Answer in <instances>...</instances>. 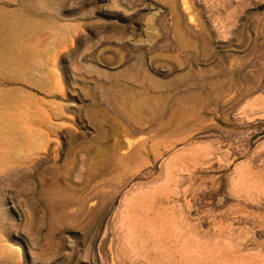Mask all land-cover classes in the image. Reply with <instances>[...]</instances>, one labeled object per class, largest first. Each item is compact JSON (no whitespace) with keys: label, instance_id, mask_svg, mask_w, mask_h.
Masks as SVG:
<instances>
[{"label":"rangeland","instance_id":"obj_1","mask_svg":"<svg viewBox=\"0 0 264 264\" xmlns=\"http://www.w3.org/2000/svg\"><path fill=\"white\" fill-rule=\"evenodd\" d=\"M256 83L264 98V0H0V264H156L195 228L200 264H264V116L247 155L206 112ZM183 98L190 139L166 150L156 110ZM183 143L229 154L176 171L161 197Z\"/></svg>","mask_w":264,"mask_h":264},{"label":"bare ground","instance_id":"obj_2","mask_svg":"<svg viewBox=\"0 0 264 264\" xmlns=\"http://www.w3.org/2000/svg\"><path fill=\"white\" fill-rule=\"evenodd\" d=\"M177 124V123H176ZM173 125H171L170 127H172ZM172 130V129H171ZM185 131V130H184ZM171 132V131H170ZM169 132V133H170ZM182 132H183V130H182ZM181 132V133H182ZM186 133V132H185ZM188 133H190L189 131H188ZM176 134H177V132H176ZM178 134H180V132L178 133ZM169 135V134H168ZM176 137V136H174V135H171V137ZM169 137V136H168ZM178 137H180L179 135H178ZM177 137V138H178ZM186 137V136H185ZM184 141V139H181V141ZM178 141H180V140H178ZM164 142V141H163ZM213 142V141H212ZM214 143V142H213ZM166 144V143H165ZM173 144L174 143H171V144H169V145H167V148H166V150L167 149H170V148H172V146H173ZM220 144V143H219ZM164 147V146H163ZM151 148V147H150ZM176 148V147H175ZM218 148H220V147H218ZM217 147L216 148H213V145H207V146H205V147H199V148H192V149H189V152L188 153H178V154H174V156H173V159L171 158V160L170 161H168V162H166V163H164V165H163V171H162V175L161 176H163V177H165V180H164V185L161 187V188H159L158 189V191L160 192V196L161 197H167V196H169V193H170V191L172 190V193H174L175 192V194L176 193H179L178 192V190L176 189L177 188V186H176V184L174 185V180H173V177H174V174L176 173V171H188L189 169H188V167H189V165L187 164L188 162L191 164V163H194V164H197V163H207V161L208 160H210V157L211 156H216V157H218V160H221V157L222 156H226L227 154H229L228 152H223V151H221L220 149H218ZM238 149V148H237ZM241 149V148H240ZM136 150V149H135ZM144 150H146V148L144 149ZM161 150V149H160ZM164 150V149H163ZM135 152H138L139 154H137V155H140L141 157L143 156V150L141 149V148H138ZM151 152H153V156H155L156 158H160V156H162L163 155V151H158L157 149H153V148H151ZM165 152V151H164ZM175 152V151H174ZM177 152V151H176ZM182 152H186V151H182ZM147 154V153H146ZM230 154L231 155H233V153H231L230 152ZM148 155V154H147ZM234 156V155H233ZM219 157H220V159H219ZM225 158V157H224ZM141 159V158H140ZM227 159V158H226ZM218 160H216L217 162H220V161H218ZM166 161V160H165ZM164 161V162H165ZM139 162V161H138ZM215 162V161H214ZM260 162V161H259ZM213 164V163H212ZM247 165V164H246ZM252 165V164H251ZM159 166V165H158ZM208 166H210V164L208 165ZM160 167V166H159ZM244 167V166H243ZM247 167H248V165H247ZM246 166H245V169L247 168ZM221 168V167H220ZM194 169H196V168H194ZM193 169V170H194ZM192 170V169H191ZM200 170V169H199ZM242 169L241 168H239V167H235L234 168V171H233V173H232V175L230 176L231 177V179L230 180H228V181H231V183H229L228 185H229V187H230V193H232V191H231V189H233V190H235V189H237V188H232V186L233 187H236L238 184H240L239 182H240V178H241V175H242V171H241ZM243 170H244V168H243ZM189 172V171H188ZM187 172V173H188ZM197 172V171H196ZM200 172V171H199ZM242 172V173H241ZM248 174V173H247ZM247 174H245V175H247ZM178 175V174H177ZM228 175V174H227ZM193 177H194V175H192ZM196 176V175H195ZM251 176V175H250ZM186 177V176H185ZM199 177V176H198ZM192 178V177H191ZM204 178V177H203ZM227 178H228V176H227ZM178 179H179V177H178ZM177 179V180H178ZM184 179V178H183ZM183 179H181V181L184 183L185 182V179L183 180ZM197 179H199V178H197ZM243 179H244V177H243ZM248 179H249V177H248ZM191 180H194V178L193 179H191ZM200 180V179H199ZM227 180V179H226ZM179 181V180H178ZM212 181V180H211ZM242 181H244V180H242ZM194 182V181H193ZM199 182V181H198ZM217 182V181H216ZM253 182V181H252ZM218 183V182H217ZM222 183V182H221ZM225 183V182H224ZM261 183V182H260ZM259 183V184H260ZM177 184H179V182L177 183ZM182 184V183H181ZM246 184H248L249 185V182L247 183V181H246ZM246 184H243L242 183V187H244ZM188 185V184H187ZM186 185V186H187ZM191 185H192V183H191ZM219 185V184H218ZM223 185H225V184H223ZM227 185V184H226ZM247 185V186H248ZM252 185V184H251ZM254 185V184H253ZM258 185V184H257ZM171 186L173 187H175L174 188V190L171 188ZM189 186V185H188ZM216 186V185H215ZM214 186V187H215ZM222 186V185H221ZM191 187H193V185L191 186ZM228 187V188H229ZM238 187H240V185H238ZM189 188V187H188ZM204 188V187H203ZM211 188V187H210ZM218 188V187H217ZM227 188V187H226ZM185 190H187L186 188H184ZM241 189H243V188H241ZM241 189H239V190H241ZM252 189V188H251ZM251 189H249V190H251ZM197 190V189H196ZM199 190V189H198ZM200 190H202V189H200ZM199 190V191H200ZM216 190V189H215ZM214 190V191H215ZM243 190H245V189H243ZM154 190H152V192H153ZM157 191V190H156ZM156 191H154V192H156ZM193 191V190H192ZM204 191V190H203ZM213 191V192H214ZM236 191V190H235ZM190 192H191V190H190ZM198 192V191H197ZM205 192H207V191H205ZM204 192V193H205ZM208 192H209V190H208ZM252 192V191H251ZM183 193H185V191H183ZM199 193V192H198ZM151 194H153V193H151ZM155 194V193H154ZM189 194V193H188ZM196 194V193H195ZM200 194V193H199ZM203 194V193H202ZM229 194V193H228ZM248 194V193H247ZM158 195V194H157ZM191 195V194H190ZM189 195V196H190ZM198 195V194H197ZM201 195V194H200ZM209 195H210V192H209ZM235 195V194H234ZM239 195V194H238ZM188 196V195H187ZM196 196V195H195ZM206 196V195H205ZM204 196V197H205ZM208 196V195H207ZM232 196V195H231ZM143 197H146V196H144L143 195V193H140L139 194V192H138V194L135 196H133V199L129 202V203H127V205H126V215H124V218L123 219H121V224L123 225V227L125 226V224H126V222H127V219H128V217H129V215H130V213H131V208H132V206L133 205H137V204H139L140 202H142V198ZM203 197V196H202ZM226 197V196H225ZM187 198V197H186ZM190 198H191V196H190ZM224 198V197H223ZM231 198V197H230ZM247 198V197H246ZM252 198V197H251ZM184 199V198H183ZM197 199V198H196ZM210 199H211V197H210ZM200 200H201V198H200ZM204 200V199H203ZM237 200H239V199H237ZM247 200H249V198L247 199ZM253 200V199H252ZM252 200H250V201H252ZM187 201V200H186ZM219 201H220V199H219ZM218 201V202H219ZM222 201H223V199H222ZM221 201V202H222ZM185 202V201H184ZM198 202V201H197ZM217 202V201H216ZM203 203V202H202ZM191 205H193V204H195V205H197L196 204V201H195V203H190ZM201 204V203H200ZM215 204V203H214ZM222 204V203H221ZM253 204V203H252ZM174 205V204H173ZM179 205V204H178ZM185 205H187V204H185ZM194 205V206H195ZM216 206L218 205V203L217 204H215ZM239 205V204H238ZM197 206H199L200 207V205H197ZM204 206V205H203ZM215 206V207H216ZM224 206V205H223ZM228 206V205H227ZM182 207V206H181ZM221 207V206H220ZM187 208H189V207H187ZM194 208V207H193ZM195 208L197 209L198 207H196L195 206ZM211 208H212V206H211ZM231 208H233V207H231ZM190 209V208H189ZM195 209V210H196ZM201 209V208H200ZM209 210V209H208ZM222 210V209H221ZM190 211V210H189ZM197 211V210H196ZM210 211V210H209ZM208 211V212H209ZM217 211V210H216ZM242 211V210H241ZM195 211H193V213H194ZM200 212V211H199ZM205 212V211H204ZM247 212V211H246ZM198 213V212H197ZM202 213V212H201ZM183 214V213H182ZM195 214V213H194ZM199 214V213H198ZM203 214V213H202ZM206 214H208V213H206ZM205 215V214H204ZM212 215V214H211ZM213 215H215L214 213H213ZM246 215V214H245ZM122 216V215H121ZM182 216V215H181ZM186 216V215H185ZM195 216V215H194ZM198 216V215H197ZM196 216V217H197ZM206 216V215H205ZM198 217H200V216H198ZM249 217V216H248ZM200 218H202V216L200 217ZM207 219H208V217H206ZM210 218V217H209ZM216 218H217V216H216ZM261 218V217H260ZM245 219H247V218H245ZM254 219V218H253ZM181 220V219H180ZM179 220V221H180ZM198 220H199V218H198ZM214 220V219H213ZM237 220V219H236ZM247 220H249V219H247ZM197 221V220H196ZM200 221V220H199ZM203 221V220H202ZM201 221V222H202ZM235 221V220H234ZM165 222V221H164ZM200 222V223H201ZM221 222V221H220ZM161 223H163L162 221H161ZM203 223H204V221H203ZM212 223H214V221H212ZM255 224L257 223V222H254ZM259 223V222H258ZM186 224H188L189 225V223H188V221L186 222ZM193 224V223H192ZM195 224V223H194ZM193 224V225H194ZM197 224V223H196ZM255 224H254V226H255ZM180 225V224H179ZM193 225H191V226H193ZM201 225V224H200ZM233 225V224H232ZM251 226H252V224H250ZM261 225V224H260ZM120 226V225H119ZM190 225H189V227H191ZM197 226V225H196ZM220 226H223V224L221 225V223H220ZM231 226V225H230ZM201 227H202V225H201ZM232 227V226H231ZM173 228H174V226H173ZM193 228H194V226H193ZM193 228L191 227L190 229H192L193 230ZM210 228V227H209ZM215 228V227H214ZM218 227H216V229H217ZM251 228V227H250ZM259 229H261V227L259 228ZM130 229H127V227L125 226V228H124V237L123 238H126V236L129 238V240H131V238H132V235L135 233V231H133V230H131V231H133L132 233L129 231ZM177 231H178V229H176ZM200 230H201V228H200ZM199 229H194L190 234H192V237H187V238H185L183 235H180L178 238H176L175 240H174V246H172V245H170V246H172L171 247V250H174V253L175 254H172L171 256H172V258H171V256H170V259L169 258H165V257H167L168 255L166 254V255H164V253L162 254V253H159V255H157L156 257H157V261H156V264H160V262H166L167 264H200V259L202 258V252L204 251V249H205V245L203 244V243H201V241L203 242V239H204V234L200 231ZM160 231V230H159ZM180 231V230H179ZM178 231V232H179ZM185 231V230H184ZM239 232H240V230H239ZM180 233V232H179ZM182 233H183V231H182ZM234 234V233H233ZM126 235V236H125ZM231 235V234H230ZM229 235V236H230ZM134 236V235H133ZM234 235H232V236H230V237H233ZM135 237V236H134ZM133 237V238H134ZM156 237V236H155ZM158 237V236H157ZM215 238V237H214ZM227 238H228V236H227ZM225 238V242H227V240H229L230 238ZM234 238V237H233ZM136 239V238H135ZM236 239V238H235ZM123 240V239H122ZM125 240V239H124ZM129 240H128V244H129ZM154 240V239H153ZM156 240V239H155ZM224 240V239H223ZM148 241V240H147ZM151 241V240H150ZM124 242V241H123ZM126 242V241H125ZM208 242V241H207ZM214 242V241H213ZM230 242V245L232 246V244H235V242L233 243H231V240L229 241ZM228 242V243H229ZM134 243V242H133ZM158 243V242H157ZM156 243V245L158 246V244ZM172 243V242H171ZM175 243L177 244V245H175ZM220 243V242H219ZM218 243V244H219ZM255 243V242H254ZM143 244V243H142ZM154 244V243H153ZM173 244V243H172ZM127 245V244H126ZM152 245V244H151ZM247 245H248V243H247ZM255 246H257V244L255 243L254 244ZM130 246V245H129ZM166 246H168L167 244H166ZM169 246V247H170ZM123 247L125 248V246H124V244H123ZM160 247V246H159ZM233 247V246H232ZM242 247V246H241ZM152 248V247H151ZM230 248V247H229ZM254 248V247H253ZM126 249V248H125ZM136 249V248H135ZM144 249V248H143ZM153 249H154V247H153ZM165 249H166V251H169V249H168V247H166L165 248V246L163 245L162 247H160L159 248V250H163V251H165ZM231 249V248H230ZM248 249V248H247ZM261 249V248H260ZM127 250V249H126ZM131 250V249H130ZM137 250H140V249H137ZM146 250V249H145ZM142 251H144V250H142ZM154 251V250H153ZM207 251V250H206ZM221 251V250H220ZM263 251V250H262ZM128 252H130L129 250H127V252L126 253H128ZM150 252H152V251H150ZM156 252H158V251H156ZM247 252V251H246ZM134 253V252H133ZM252 253H254V252H252ZM120 253H118L117 255H119ZM129 254V253H128ZM136 254H138V252L136 253V250H135V253L133 254V255H136ZM145 254L146 253H144L143 254V257L145 256ZM122 255H127V254H122ZM121 255V256H122ZM244 255V254H243ZM246 255H247V253H246ZM262 255V254H261ZM120 256V257H121ZM124 256V257H125ZM138 256H140V255H138ZM165 256V257H164ZM119 256H117V260L119 259L118 258ZM127 257L129 258V256L127 255ZM135 258L137 257V256H134ZM133 257V258H134ZM142 257V258H143ZM128 258H126V259H128ZM139 258V257H138ZM138 258H137V260H138ZM124 259V258H123ZM125 259V260H126ZM140 259V258H139ZM262 259V258H261ZM121 259H119V261H120ZM143 260V259H142ZM152 261V260H151ZM208 261H210V260H208ZM214 261V260H213ZM225 261V260H224ZM153 262V261H152ZM207 262V261H206ZM137 263V262H136ZM135 263V264H136ZM154 263V262H153ZM124 264V263H123ZM141 264V263H140ZM147 264H148V261H147ZM260 264V263H259ZM261 264H263V263H261Z\"/></svg>","mask_w":264,"mask_h":264},{"label":"crops","instance_id":"obj_3","mask_svg":"<svg viewBox=\"0 0 264 264\" xmlns=\"http://www.w3.org/2000/svg\"><path fill=\"white\" fill-rule=\"evenodd\" d=\"M213 106L219 108V110L215 111L217 115L220 116L219 122L223 124H231V128L225 126L222 127L223 131H227L226 138L237 140L235 144L230 146V149L237 154L243 153L248 155L249 150L253 148V124L258 117L264 116V98L262 96V86H258L256 83L254 84V87H246L245 89L238 90L236 96L233 98L224 99L216 105L206 104V107H208L206 112L212 114L213 111L210 108ZM190 107L191 102L187 98L173 100L167 104H158L156 113L159 117L158 121L160 123V129L164 132L167 130V132L164 134V137L166 139H172V143H174L173 145H175L177 142H185V140L190 139ZM171 125H173L171 127L172 130L170 129ZM188 131L190 133H188ZM179 132L180 134H178ZM171 135L176 137H171ZM178 135L180 137H178ZM179 139H184V141H178ZM189 149L190 148L183 143L182 146L177 149L178 152L175 151L170 153L167 159L172 157L175 153H180L183 150L186 151L185 153H188ZM155 160L157 159H154V161ZM187 164L189 165V169L190 163L188 162Z\"/></svg>","mask_w":264,"mask_h":264}]
</instances>
